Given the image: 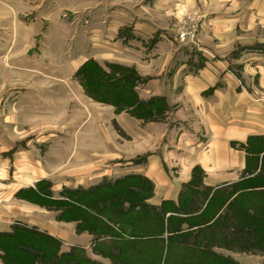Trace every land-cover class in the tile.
I'll return each mask as SVG.
<instances>
[{
	"label": "crops",
	"instance_id": "1",
	"mask_svg": "<svg viewBox=\"0 0 264 264\" xmlns=\"http://www.w3.org/2000/svg\"><path fill=\"white\" fill-rule=\"evenodd\" d=\"M82 3L95 31L94 49L67 61L59 72L52 39L48 58L28 56L33 37L24 36L20 26L19 36H10L5 27L14 11L9 0H0V27L5 28L0 29V94L12 95L0 111V264H9L10 235L24 238L18 227L52 238L54 264H216L221 254L215 251V239L227 242L237 235L235 211L264 222V0ZM191 14L198 17L196 38L181 43L179 25ZM38 20L46 24L48 18ZM12 21L19 25L14 17ZM90 60L128 68L140 78L132 88L138 103L114 112L117 106L85 95L75 75ZM59 93L112 109L121 137L112 142L101 128L97 153L86 149L81 158L71 155L76 166L68 161L58 180L55 170L34 163L28 148L33 139L20 133L18 112L45 109L52 114ZM54 136L48 134L44 142H53ZM53 152L46 155L49 166L59 162ZM139 177L150 185L142 198L145 209H128V202L122 207L114 200L117 212L107 216L115 225L109 226L97 214L110 189L105 183L119 181L113 190L125 186L143 195ZM41 182L50 184L51 200L64 189L91 191L82 195V203L94 207L83 208L87 222L79 226L69 211L63 220L58 211L26 198L29 191L34 198L40 195L36 188ZM151 208L160 215H148ZM32 242L46 248L40 239ZM12 249L24 259L23 250ZM245 255V260L253 257ZM255 257L251 264L264 263L263 256Z\"/></svg>",
	"mask_w": 264,
	"mask_h": 264
},
{
	"label": "rangeland",
	"instance_id": "2",
	"mask_svg": "<svg viewBox=\"0 0 264 264\" xmlns=\"http://www.w3.org/2000/svg\"><path fill=\"white\" fill-rule=\"evenodd\" d=\"M82 1L83 0H9V4L14 12L10 16L11 19L9 25H7L8 27H5L6 31L9 30L10 36L17 37L19 36V33H17L19 32L18 26H20L24 32V36L33 37V46L27 54L30 57H35L37 60H42L44 56L48 58V40L52 39V46L50 47L51 55L56 58L60 72L63 67H65L67 61L71 59H82L85 56H89L94 49L92 45L96 38H92L94 37L95 31H93L94 29H90V19L87 15L88 8L83 7L84 4ZM53 12H56V17H54L55 13ZM50 14L52 16L51 20H49ZM41 15L47 16L48 20L46 24H43L44 22H37ZM12 17L15 18V21H19V25L13 23ZM35 22L39 25L38 29L33 25ZM0 29L2 28L0 27ZM181 30L192 32L194 38L192 39L193 42L198 32V17L192 14L186 15L179 25L178 33ZM53 39H56L55 44L53 43ZM45 40H47V43ZM187 41L191 42L190 40ZM26 47H28V45ZM92 61L95 62L94 60H90V62ZM108 65L109 64L99 65L106 71V74L96 77L95 75H97L98 72L92 70V66L89 67V70L91 69V71H94L92 74H95L94 77H90L89 81H110L123 78L128 79L132 88L141 83V79L137 78L128 68L123 67L124 70H113ZM109 71L112 72L110 73ZM75 80L84 89L83 79L76 74ZM60 82L59 80V85L62 84ZM85 95L92 99L88 93H85ZM11 96L12 95L0 94V111L3 101L6 102L7 106L9 102L8 99H10ZM30 96L33 97L34 95ZM68 97L70 99H68ZM135 97L132 101L133 103H138V99ZM65 98L67 100H64ZM71 98H73V100H71ZM58 99V107L55 111H51L52 114H50L49 110L45 109L33 111L25 108L20 110L18 114L22 124L20 133L25 135L28 140H30V138L33 139L28 148L34 156V163L39 162L46 169L55 170V174L53 175L59 180L60 177H64L65 169L68 165L76 166V164H73L75 162H73V157L71 158V155L77 154L80 157L83 150L86 149L89 152L97 153V138L99 137L101 128H103V130L104 128L106 129L105 135L107 139H110L112 142L115 137H117L118 141L120 140L121 132L114 122L112 109L92 104L89 100H85V98L77 94L59 93ZM82 99L86 105L81 103ZM92 100L94 101L95 99ZM129 107L130 105L117 106L114 112L129 111ZM138 108L139 113H143L142 117L144 118V110H141V107ZM10 112L12 113V111ZM39 112L41 114H39ZM48 134L55 135L54 141L51 143L50 141L44 142V137L48 136ZM125 138L127 137L123 135L122 139L124 140ZM70 140H72V142H70ZM51 145H53V147H51ZM51 149L54 151V155H57V157L54 158L59 162L49 166V157L46 155L49 154ZM108 150H111V153L114 152L113 148H109ZM62 154H65L67 158L61 157ZM68 161L70 162L69 164ZM113 163V161H110L108 164L112 166ZM118 182L119 181H109L105 183L110 189H106L105 192L108 193L104 195L105 200L102 201V203H104L102 206L103 208L101 207L102 209L100 208V211L97 212L109 226L115 225L114 221H111L107 216L108 212H112L113 210L117 212L118 205L112 204L114 200H116L117 203L119 201L122 207L124 202H128V209L133 208L136 211L142 210L143 212L145 207L143 206L142 198L150 191V185L146 184L144 179L140 177L136 179V183L138 186L142 187L143 195H134V193L129 192L124 185H122L124 187L121 189L116 188L113 190V187ZM49 185L48 182H41L36 188V191L40 195L35 194L37 196L34 198L32 194H29V191L25 197L32 201L34 200L35 203L46 210L58 211L59 218L63 220H66V213L69 211V215L72 218L71 220L78 222L79 226L84 222L86 223L87 220L85 221L82 219V211L84 207L89 208L91 206L87 207V205L82 203V195H87L91 191H83L80 189L67 191L64 189L56 195L57 199L51 200L48 197H52L53 192L49 190ZM118 187H120V185ZM107 203L109 205L106 206ZM95 208L97 209L98 206ZM147 212L148 215H152L154 218L160 215V211L156 208L147 209ZM142 217L144 216L142 215ZM234 219L235 233H237V235L234 238H227V242H224L225 239H215V241L217 240L216 244L218 246L216 249L214 248L215 251L219 253V255H225V257L220 255L219 258L214 259L216 264H245V261L251 264V261L256 260L257 257L255 256L264 257V222L260 220L261 218H258L255 214L253 215L246 212L245 214L241 213L240 210H238L235 211ZM18 228L23 230L22 234L24 236H22L24 238L17 241V238L13 239V237H15L14 234L10 235V250L5 253L7 254L9 264H54L57 262L54 257L49 254L50 249H53L56 245L52 238L34 229H26L24 227ZM243 229H245L244 232L242 231ZM177 237L178 236H174L173 239ZM36 239H40V242L43 243L46 248L41 249L33 246L34 243L32 240ZM179 240L180 239H176L177 242ZM213 240L214 239H212V241ZM207 242L211 244L210 241ZM12 245L25 252L22 255L24 257L23 260L20 257L21 255L18 257L13 254ZM245 253L247 255H253V257L246 258L245 260ZM208 264H210V262Z\"/></svg>",
	"mask_w": 264,
	"mask_h": 264
},
{
	"label": "trees",
	"instance_id": "3",
	"mask_svg": "<svg viewBox=\"0 0 264 264\" xmlns=\"http://www.w3.org/2000/svg\"><path fill=\"white\" fill-rule=\"evenodd\" d=\"M98 72L97 75L92 74L94 71ZM113 70H124L123 67L109 64ZM110 73L112 71H109ZM106 71L95 62H86L77 71V75L83 79L85 93H88L92 99L99 102L110 103L115 106L131 105L133 103L134 94L132 92V85L128 79L117 78L110 81H89L90 77L103 76Z\"/></svg>",
	"mask_w": 264,
	"mask_h": 264
},
{
	"label": "built area",
	"instance_id": "4",
	"mask_svg": "<svg viewBox=\"0 0 264 264\" xmlns=\"http://www.w3.org/2000/svg\"><path fill=\"white\" fill-rule=\"evenodd\" d=\"M178 39L181 42L187 41V40H190L192 42V39H194V38H193L192 32L187 31V30H181L178 33Z\"/></svg>",
	"mask_w": 264,
	"mask_h": 264
}]
</instances>
